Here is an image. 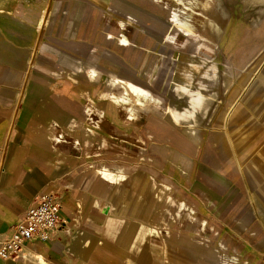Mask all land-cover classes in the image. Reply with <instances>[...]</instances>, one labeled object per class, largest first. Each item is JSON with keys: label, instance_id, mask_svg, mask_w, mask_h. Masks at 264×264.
I'll list each match as a JSON object with an SVG mask.
<instances>
[{"label": "rangeland", "instance_id": "374dc122", "mask_svg": "<svg viewBox=\"0 0 264 264\" xmlns=\"http://www.w3.org/2000/svg\"><path fill=\"white\" fill-rule=\"evenodd\" d=\"M97 1L104 6L100 10L88 9L81 0H8V7L13 11L12 15H22L23 22L18 25L16 24V17L12 18L10 16L3 18L0 25L10 31L17 30L22 38L28 39L31 36L30 44L27 47L33 46L35 49L33 57L35 64H41L39 68L44 71H53L58 66L55 63L57 60L56 56L39 44L42 41H46V39L67 47L77 54L89 55L88 46L76 43L70 39V42L66 43L48 34L50 30H59L62 21L65 20L64 18H68L66 21L68 28V26L70 27V22L75 19L73 14L77 11H82L85 22L82 24L81 33L91 27L89 23L92 20L100 27L98 29L100 33L104 34L105 30H119L121 28L120 20H126L128 13L136 14L140 18L141 23L136 26L128 24L125 32L129 37L136 39L142 44L140 47L142 54L148 59L149 63L143 73L145 78L149 80L150 87L162 94H169L172 101H176L178 109L187 106L188 104L181 99L182 96L177 95L176 90L170 88V86L168 87V84L171 82V71L176 62L178 64L175 70L177 72L176 77H178L184 74L185 65L188 63L192 64V62H188L185 55H192L193 63L196 65L193 67L194 70H192L194 74L193 84L198 85L199 80L207 79L206 88L211 90L214 96L213 101L208 103V112L198 115V122L205 124L204 129L208 131L209 128L216 124L219 118L224 116L225 118L227 117V126H232L234 118L238 116L240 109L247 103L251 116L250 120L245 125H242L241 128H243L244 137H252L254 143L253 151H256L255 154L260 157L263 167L264 6H260L251 0H218L222 6L220 9H209L205 12L211 18L220 19V32L217 34L209 31L206 24L200 26L198 22H195L201 31L208 30L209 34L214 37L213 39L218 40V45L214 44V47H211L214 48L215 58H219L221 66L229 61L232 62L236 58L237 51L242 48L252 47V53L248 56L246 64L240 67L241 73L237 75L236 79H232L233 82L232 80L229 81L228 77L219 73L217 75L219 79L216 84L214 78H212L213 67H208V73L211 74L210 77H204L202 74L204 70L202 62L208 56L204 49L205 44L200 45L201 48L196 50V41L190 39L182 43L184 38L181 35L177 36L178 45L170 42L168 35L176 34L178 31L169 22L172 10L178 7L174 4L175 2L160 0L162 5L155 8L153 6L154 0H118L116 7L112 8L108 5L113 0ZM141 9L144 10L141 11ZM221 13L225 14L221 17ZM43 21L46 22L44 23ZM39 28L41 29L39 30ZM251 32L254 37L250 39L248 46L246 37ZM204 41L211 44L208 39H204ZM64 67L65 69L67 68V66ZM217 71L219 70L217 69ZM74 76L77 79V83L83 86L84 94L79 93L77 84L68 85L67 93L76 96L77 106H83V104L87 103L85 94L89 92L103 107L105 124H109V127L111 124L121 130L122 113L103 99V93H107L113 88L111 80L104 79L99 84L91 85L90 83L89 85L84 73H74ZM68 79H71V77H68ZM227 80L228 82H226ZM235 88H237L236 98H234L233 91ZM110 132L112 131L109 130L108 133ZM126 132H129V134H120L118 131H114L117 140L114 142L111 137H106L107 146H98V144L89 146L83 154L84 161L81 163V161L75 160L78 166L77 171L83 173L81 172V165L86 163V169L89 168L88 170L95 174L96 185L102 188L98 181L99 176L95 169L90 168L89 162L107 163L116 160L124 164L138 165V168L133 166L131 170L138 169L139 171L136 173L140 174H137L135 178L133 177L135 180L132 183L125 184V192L119 197L125 202L120 205L126 212H129L127 219L132 220L133 217L143 219L147 225L156 226L158 233L155 232L153 235L147 236L140 243L139 248H143L141 252L136 247L130 250L124 247V252L131 254L130 261L125 254L119 253L118 249L113 247L108 249L105 246L108 242L115 246L118 245V242H121L117 237L119 231L115 235H108L104 231L101 222L97 219L84 217L79 214L78 228H83L84 230L81 231L84 233L86 229H89L94 235L93 238L98 242V255L104 264H226L223 261L226 260L227 251L219 246L220 252H217L216 245L219 244V240L225 241L224 244L227 243L229 248L233 247V245L236 246L233 251L239 257L240 263L264 264V192L261 186L257 184L264 174L263 169L257 171L255 167L251 166L248 171L243 172L237 170L228 160H223L222 170L226 181L230 184L231 192L228 203L221 205L222 195L216 192L202 178L205 169L203 162H208V152L213 149L209 141L204 147L203 142L201 143L195 154L193 166L189 169V172H186L183 169L185 162L181 161L178 166H174L170 159L164 157L163 151L165 152V150H160L157 146L159 143L157 144L154 139L147 136L143 129L140 133L143 143L133 149L134 154L132 150H122L120 148L123 144L122 139L133 136L131 130ZM65 134L74 136L73 133L71 135L66 131ZM169 141L171 142L172 140L169 139ZM96 152H98V156H95ZM88 156H91V158ZM145 163L150 166L153 165L157 169L156 174L158 177L155 175L154 179H151L150 177L154 174L153 169L149 170L139 167ZM181 169L183 171H180ZM154 183L155 186L153 185ZM156 185L164 187V190L159 191L162 199L158 194H155V191L157 192ZM140 187L144 188V190L137 196L135 194L139 192ZM202 191L208 196H202L200 193ZM198 193L200 195H197ZM170 194L173 197L171 201L168 198ZM116 196L117 191L115 189L110 194V198L114 200ZM181 200H185L193 209L191 207L188 209H177L178 202ZM107 204L108 201L101 202L98 211ZM204 219L208 221L207 226L203 221ZM62 221L60 224L63 223ZM62 225L59 229L65 226L64 224ZM204 225L206 226L205 229L202 228ZM73 227L71 232H80V229L74 225ZM136 228L137 225H134L132 230ZM99 238H101L100 241H98ZM150 238L153 239V244H163L165 246L167 255L163 257V263L159 260V255L151 249V244H145ZM211 247L215 249L219 259H215L210 255L209 249ZM256 249L261 250V254L256 253Z\"/></svg>", "mask_w": 264, "mask_h": 264}, {"label": "crops", "instance_id": "0c3cea01", "mask_svg": "<svg viewBox=\"0 0 264 264\" xmlns=\"http://www.w3.org/2000/svg\"><path fill=\"white\" fill-rule=\"evenodd\" d=\"M81 2L90 10H100L104 7L97 0H81ZM117 2L113 0L108 6L116 7ZM8 11H10L8 0H0V22L3 18L10 16L16 17L18 25L23 22L22 15L13 16ZM73 16L75 19L70 22V27L66 26L68 18H64L59 30H50L48 34L66 43L70 42V39L88 46L89 55L77 54L67 47L46 39L39 44L56 56L55 63L58 68L56 67L53 71H44L39 68L41 64H35L33 60L35 49L33 46L27 47L31 36L28 39L22 38L17 30L10 31L0 25V234L8 232L22 217L25 209L41 194L56 195L61 205L62 224L65 225L59 229L63 226L60 224L58 230L48 240L33 239L27 242L17 257L0 258V264H104L98 255V242L93 238L94 235L89 229H86L84 233L81 231L84 230L83 228H78L79 214L97 219L108 235H115L118 229V236H116L121 242H118L116 246L111 242L104 244L108 249L109 247L118 249L119 253L125 254L131 261V254L125 253L123 248L130 250L140 247V243L133 239V235L141 229L142 225L150 226L137 217H133L132 220L127 219L129 212L121 207L125 201L119 197L125 192V184L132 183L136 175H132L123 184L114 185L98 173L100 167H106L116 173L129 171V163L124 164L116 160L107 163L89 162L90 168L97 172L102 188L96 185L95 174L88 170L89 168L86 169V163L81 165L83 173L77 171L78 166L75 160L82 163L83 154L89 146L95 144L107 146L106 137H111L115 142L117 137L114 131L129 134L126 131L131 130L133 134L140 135V131H135L133 125L126 122L125 111L115 106L111 99L110 92L117 89L116 85L113 84L111 91L103 93V99L122 113L121 130L111 124L110 127L109 124H105V111L89 92L85 94L87 103L83 106H77L76 96L67 93L68 85L77 84L79 93L84 94L83 86L71 77L74 73L77 74L81 67L104 70L101 78L96 82L87 81L89 85L90 83L91 85L99 84L104 79L109 80L106 71H117L124 76L129 75L133 68L140 72L142 44L129 37L125 30L128 24L136 26L141 23V20L136 14L128 13L126 20H120L119 30H105L104 34L98 30L100 28L98 24L91 20L89 23L91 27L81 33L82 24L85 22L83 13L77 11ZM122 21L125 23L124 27ZM111 34L112 37H110ZM122 35L132 40V47L122 43ZM64 66L67 68L65 69ZM178 77L176 78L179 79ZM236 96L237 93L234 97ZM89 97L92 98L95 107L100 110V112H92L90 120L86 110L90 103ZM250 116V109L246 103L236 117L238 124L235 127L236 134L243 135L241 127L250 120ZM88 122L91 125L90 131L86 130ZM109 130L112 132L108 133ZM65 131L71 135L73 133L74 136H67ZM58 135H62L64 141L54 140ZM131 138L129 136L122 139L123 144L120 147L122 150L133 149L129 142ZM243 138L247 142L243 143L242 149L249 151L245 154V160L240 159L236 152V161H241L243 172L248 171L251 166L257 171L264 170L260 157L255 154L256 151H253L252 137L243 136ZM78 140L83 143V146L77 144ZM88 157L91 158V156ZM203 165L205 169L202 178L222 195L220 204H227L231 188L222 167L217 168L206 161ZM155 175L157 176L153 174L150 178L154 179ZM257 184L264 192V174ZM153 185L155 186V183ZM115 189L117 196L112 200L110 194ZM143 190L144 188L140 187L135 195L138 196ZM201 195L208 196L204 191ZM103 201H108V204L98 211ZM159 201L162 203L160 199ZM114 217L123 220L121 227L114 229L108 226L109 220ZM73 225L80 229V232H71ZM134 225H137V228L132 230ZM66 228L69 230L67 231ZM152 242L153 239L150 238L145 244H151V249L159 255L158 258L163 263L162 259L167 255L164 245ZM142 250L143 248L140 252ZM260 251L256 249V253L259 254Z\"/></svg>", "mask_w": 264, "mask_h": 264}, {"label": "bare ground", "instance_id": "6f19581e", "mask_svg": "<svg viewBox=\"0 0 264 264\" xmlns=\"http://www.w3.org/2000/svg\"><path fill=\"white\" fill-rule=\"evenodd\" d=\"M114 1H118V0H114ZM154 1L155 3H153V6L155 8L162 5L160 3V0H154ZM171 1L175 2L174 4L177 5L178 7L172 10L171 15L169 17V22L174 27H176L178 31L176 34H170V35L167 34L170 42L178 45L177 36L181 35L184 38V41H182V43L190 39L195 40L197 43L196 50L201 48L200 45L205 44L204 49L208 56L207 59H205V61L202 62L204 64V70L202 73L203 76L210 77L211 74L208 73V67H213L214 72L212 78H214L216 84L219 79L217 76L219 73L228 77L229 81H231L232 79L235 80L237 75L241 73L240 67H243L246 64L248 56L252 53V49H251L252 47L242 48L241 50L237 51L236 58L233 60L234 62L229 61L228 63H225L223 66L219 64L220 63L219 58H215L216 53L213 48L214 44L218 45V40L213 39L214 37H212L209 34L210 33L209 31L214 32L216 34L220 32V26H219L220 19L211 18L205 12L209 9L210 10H213L215 8L220 9V7H222L220 2H218V0H171ZM251 1L256 4H259L260 6H264V0H251ZM143 10L144 9H141V11ZM10 12L12 13L13 11L10 9L8 13ZM223 14L225 13H221V17ZM195 22H198L200 26L206 24L208 26L209 31L208 30L201 31V29H199L196 26ZM122 23L121 24L124 27L125 23L123 21ZM41 28H39V30ZM253 35L254 34L251 32L248 33L246 37V41H247L246 44H248V46L250 39L254 37ZM112 36L113 35L111 34L110 37ZM122 36H123V38L121 39L122 43L125 44L127 47H132L133 46L132 40L126 37L125 35ZM204 39L210 40L211 44L206 43ZM185 57H187L186 59L188 60V62H192V64L188 63L187 65H185L184 74H182V76L179 75L178 77L179 79H177L176 78L177 72L175 70V67L178 63L176 62V64L174 65L171 71L172 77L170 84H168V87L170 86V88L176 90L177 95L182 96L181 99L188 104L187 106H184L182 109H178L176 107V101H172V99L169 97V94L167 93L162 94L158 91L153 90L150 87V82L148 79L145 78L143 73V71L147 69V66L149 64L148 59H146L144 55L142 56V61H141L142 66L140 72H137L136 69L133 68L130 71L129 75L124 76L117 71H106L109 80H111L112 84H115L117 87L115 91L110 92L112 101H114L115 106L125 111V120L126 122H129L131 123V125H133L135 131H140L141 133L143 129V132H145L147 136H149L151 139H154L157 142V144L159 143L157 145L158 148L160 150L162 149V151L165 150V152L163 151L164 157L170 159L171 163L174 166H178L179 162L184 161L185 167L183 169H185L186 172H189V169L193 166L192 163H194L195 154L198 151L201 143L203 142V147H204L207 144V141H209L211 147L213 148L211 151L208 152L207 159L209 163L213 164L217 168H221L222 161L228 160L231 165L236 167L237 170L243 171V167H242L243 165H241V161H236V152H238L240 159L245 160V154L248 153L249 151L242 149V146L244 145L243 143L247 142V140H244L243 135H240L239 133L236 134L235 132V127L238 125L237 119L234 118V124L232 126H227V122H226L227 117L225 118L223 116L222 118H219L216 124L212 128H209L208 131L204 129L205 124H200L198 122L197 120L198 115L202 114L203 112L204 113L208 112L207 111L208 103L209 102L211 103V101H213L214 96L212 95V91L206 88L208 84L207 79L199 80L198 85L193 84L192 80H194V76L191 69L194 70L193 67L196 65L193 63L194 59L192 55H185ZM217 69L219 71H217ZM102 72H104L103 69H96V68L90 69V67H81L80 70L78 71V73H84L86 75L87 81L89 82H96L99 78H101ZM71 77L74 80H77L74 75H72ZM226 82H228V80ZM233 91L235 95L237 93V88H235ZM89 100L90 103L87 105L86 110L90 120L92 112H96V111L100 112V110L95 107L92 98L89 97ZM86 127H87L86 130L88 131L91 130V125L89 122L86 125ZM169 139H171L172 141L170 142ZM54 140H56L57 142L64 141L62 135H58L57 137L54 138ZM129 142H130V146L134 149L135 147H138L140 143L141 144L143 143V139L141 138L140 135H138V133H136L133 134L131 141ZM77 144L83 146V143H81V141L79 140ZM142 152L144 153L143 148H142ZM98 155H99L98 152H96V156ZM133 166L138 168V165H132L131 163H129V171H120L117 173L113 172L112 170L106 167H100L98 173L103 178L110 181L112 184L120 185L123 184L124 182H127L132 177V175L137 176V174H140V173H136L139 171L138 169L134 171L131 170ZM139 167L143 169L152 168L153 173L154 174L157 173V169L153 167V165L152 166L148 165V163L140 165ZM183 169H181L180 171H183ZM156 187H157L156 194H158L161 197L159 191L164 190V187H160L157 185ZM197 195L200 194L198 193ZM168 198L169 201L173 200L171 194L168 196ZM189 207L193 209V207L189 205L185 200L179 201L177 205V209H184V208L188 209ZM203 221L204 223H206L205 225L207 226L208 221L206 219H204ZM122 224H123V220L121 218L114 217L109 220L108 226L110 228L113 227L115 229ZM205 225L202 228L205 229L206 228ZM155 232L158 233V229L156 226L142 225L141 229L133 235V239H135L136 242L142 243L147 236L153 235ZM224 242L225 241L219 240V244L216 245L218 249L217 250L218 253L220 252L219 246L223 247V249L227 251L226 260H224L223 262H225L226 264H251L250 262L240 263L239 257L233 251L236 249V246L233 245V247L229 248L228 244L227 243L224 244ZM212 247L211 249H209L210 255L215 259H219V257H217L216 255L217 253L215 249ZM137 248H139V246Z\"/></svg>", "mask_w": 264, "mask_h": 264}, {"label": "built area", "instance_id": "2783aa9c", "mask_svg": "<svg viewBox=\"0 0 264 264\" xmlns=\"http://www.w3.org/2000/svg\"><path fill=\"white\" fill-rule=\"evenodd\" d=\"M60 209L55 194L37 196L11 229L0 234V258L17 257L33 239H50L62 221Z\"/></svg>", "mask_w": 264, "mask_h": 264}]
</instances>
